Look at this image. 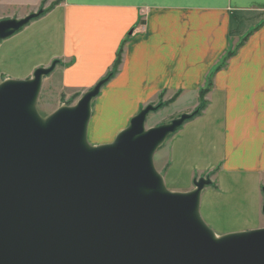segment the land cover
<instances>
[{
  "label": "crops",
  "instance_id": "crops-1",
  "mask_svg": "<svg viewBox=\"0 0 264 264\" xmlns=\"http://www.w3.org/2000/svg\"><path fill=\"white\" fill-rule=\"evenodd\" d=\"M44 1L0 0V21L56 4L0 42V83L29 80L57 61L50 77L60 78L61 90L86 93L112 70L124 43L111 84L150 94L137 100L138 112L178 95L177 119L197 110L216 70L206 109L170 138L159 170L172 192L210 178L200 212L216 236L264 228V0Z\"/></svg>",
  "mask_w": 264,
  "mask_h": 264
},
{
  "label": "water",
  "instance_id": "water-1",
  "mask_svg": "<svg viewBox=\"0 0 264 264\" xmlns=\"http://www.w3.org/2000/svg\"><path fill=\"white\" fill-rule=\"evenodd\" d=\"M41 14L0 21V41ZM57 64L0 84V264H264V228L218 238L203 220L210 178L172 192L155 167L198 110L147 129L159 109L148 105L113 143L91 146L93 101L107 80L44 119L36 105Z\"/></svg>",
  "mask_w": 264,
  "mask_h": 264
},
{
  "label": "rangeland",
  "instance_id": "rangeland-1",
  "mask_svg": "<svg viewBox=\"0 0 264 264\" xmlns=\"http://www.w3.org/2000/svg\"><path fill=\"white\" fill-rule=\"evenodd\" d=\"M47 2L50 3L49 0H46L44 5ZM53 5L54 3H50V6L47 9L51 8ZM48 77H50V75ZM2 80L3 81L1 83L14 79L2 78ZM112 82L113 80L107 83L102 88L100 95L93 101L92 118L88 128V142L91 146H100L113 143L118 134L129 126L131 119L143 109L141 108V110L138 112V109L135 108L137 105V100L150 95L130 94L124 90L123 87L112 85ZM83 95L84 92L80 91H62L60 78L58 76L50 77L45 85L43 82V87L37 101L36 109L42 118L47 119L61 107L75 106ZM173 98L165 99L164 96H162L160 97L159 102L149 104L157 107L159 106V109L156 112H152L148 116L146 122L147 129L168 124L179 116L183 106H172L174 102L171 103V100ZM189 101L190 100H188V102ZM162 103H167V105L166 107L160 109V105ZM169 140L170 138L157 151L154 157L155 167L159 173V169H162L160 165L158 166L159 160L163 154L161 152L162 150L167 152Z\"/></svg>",
  "mask_w": 264,
  "mask_h": 264
},
{
  "label": "trees",
  "instance_id": "trees-1",
  "mask_svg": "<svg viewBox=\"0 0 264 264\" xmlns=\"http://www.w3.org/2000/svg\"><path fill=\"white\" fill-rule=\"evenodd\" d=\"M45 1H46V0H45ZM45 1H44V3H45ZM55 5H56V4H54L53 6H51V8H49V9H47V10H44V12H42V14H41L39 17L44 16V15H45L46 13H48V12L52 9V7H54ZM42 9H43V8H42ZM39 17H38V18H39ZM247 39H248V36L245 37L244 41H246ZM123 47H124V43H123V45L121 46V48H120V50H119V52H118V54H117V58H116V61H115V63H114V66H113L112 70H111V71L108 73V75L103 79V80H107L106 84L109 83L111 80H113V79L118 75V73H119V71H120V67H121L122 62H123ZM232 55H233V54L230 53L226 59H229ZM225 62H226V60H225ZM224 64H225V63H224ZM224 64H223V65H224ZM223 65H222V66H223ZM222 66H221V67H218L217 70L221 69ZM215 72H216V70L214 71L213 74H211V75L209 76V79H208V82H207L206 87H205L204 89H201L200 92H199L200 105L197 107V110H198L199 112H198L193 118L198 117V116H199V115H200V114L206 109V107H207V105H208V102L206 101V96H207V94H208V93L210 92V90H211V87H212V79H213V76H214ZM106 84H105V85H106ZM105 85H104V86H105ZM104 86H103V87H104ZM177 98H178V95H175V97L171 100V103L175 102ZM160 103H161V102H160ZM166 105H167V103H162V104L160 105V109H162L163 107H166ZM171 137H172V136H170L169 138H171ZM169 138H168V139H169Z\"/></svg>",
  "mask_w": 264,
  "mask_h": 264
},
{
  "label": "bare ground",
  "instance_id": "bare-ground-1",
  "mask_svg": "<svg viewBox=\"0 0 264 264\" xmlns=\"http://www.w3.org/2000/svg\"><path fill=\"white\" fill-rule=\"evenodd\" d=\"M219 238V237H218Z\"/></svg>",
  "mask_w": 264,
  "mask_h": 264
}]
</instances>
